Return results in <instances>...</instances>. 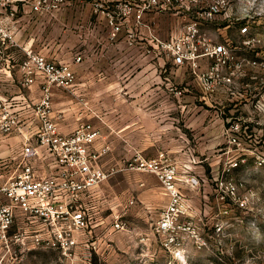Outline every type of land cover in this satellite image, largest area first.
Masks as SVG:
<instances>
[{
    "label": "rangeland",
    "instance_id": "374dc122",
    "mask_svg": "<svg viewBox=\"0 0 264 264\" xmlns=\"http://www.w3.org/2000/svg\"><path fill=\"white\" fill-rule=\"evenodd\" d=\"M248 5L253 8L249 22L238 20L236 13L216 24L231 25L230 33L247 23L248 35L256 40L247 51L254 61L264 58V15L256 14L264 0H248ZM234 8L242 5L235 3ZM131 9L119 14L122 28L116 35L108 17L116 20L115 12L105 17L107 27L97 12L95 19L101 22L94 33L84 26L70 28L69 8L43 16L37 48L58 63H71L76 76L75 90L63 88L61 96L56 92L52 104L54 110L77 116L78 124L88 122L102 132L111 146L109 167L120 163L119 168L137 153L175 165L178 184L190 200L187 215L178 223H191L196 233L182 231L176 237L157 233V221L167 205L160 183L152 173L123 170L100 184L106 203L98 224L103 223L79 237L70 254L29 245L13 254V264H264V84L263 98L251 96L255 90L248 87L243 89L249 96L242 98V88L216 82V151L198 155V142L183 135L198 130V110H191L192 119H186V111L179 107L187 75L182 67L189 64H176L169 48L182 24L159 12H145L138 22L137 8ZM220 32L216 30V42L222 38ZM166 64H171L172 73L164 72ZM166 85L172 88L171 110L160 90ZM212 144L205 142L206 147ZM187 164L188 173L183 171ZM188 178L197 184L188 183L193 187L186 190ZM146 198L151 205L144 203ZM118 215L126 223L122 230L112 228Z\"/></svg>",
    "mask_w": 264,
    "mask_h": 264
},
{
    "label": "built area",
    "instance_id": "2783aa9c",
    "mask_svg": "<svg viewBox=\"0 0 264 264\" xmlns=\"http://www.w3.org/2000/svg\"><path fill=\"white\" fill-rule=\"evenodd\" d=\"M235 3L242 8H234ZM67 4L68 0H0V55L9 44L17 45L13 38L15 24L11 21L17 8H29V13L38 17ZM117 8L116 20L108 15L113 35L122 28L118 17L125 14L124 8H137L134 18L138 22L145 12L187 17L189 21L183 23L179 33L172 35L169 48L175 63L189 64L194 73L201 57L215 58L208 72L199 76L208 91L215 88L216 82L233 84L235 70H242L243 63L235 62L231 45L214 43L201 25L232 19L236 13L240 15L238 20L249 22L253 8L248 0H119ZM256 9V14L262 17L264 8ZM240 33L245 37L243 45L252 48L256 40L248 35L247 23L240 28ZM24 52L23 85L28 87L41 80L43 95L36 109L39 124L31 136L12 154H0V264H13V254L25 251L29 245L70 254L77 247L79 237L103 223L98 224L106 203L99 190L100 184L123 170L135 169L158 178L168 202L157 221V233L172 237L182 231L195 234L191 223H178L180 216L187 215L190 204L178 184L177 167L137 153L119 168L117 165L105 168L101 160L111 152V146L98 128L91 123H81L71 133L63 134L50 114L52 88L68 89L75 84L72 64L58 63L33 49H24ZM75 60L79 62L81 57ZM249 63L264 68L263 56ZM240 74L245 75L243 71ZM10 108L6 100L0 99V144L21 125L20 115L10 112ZM185 182L197 184L190 178ZM122 217L116 216L112 224L114 230L125 228Z\"/></svg>",
    "mask_w": 264,
    "mask_h": 264
},
{
    "label": "crops",
    "instance_id": "0c3cea01",
    "mask_svg": "<svg viewBox=\"0 0 264 264\" xmlns=\"http://www.w3.org/2000/svg\"><path fill=\"white\" fill-rule=\"evenodd\" d=\"M119 0H68L67 6L65 8H69V13L71 14L69 19V27L77 28L79 26H84L85 29L94 30L100 25V22H97L95 16L100 14V20L104 19L105 26L107 27V14L109 12H119L118 7ZM29 8H17L16 14L11 20L12 23L15 24V29L13 33V38L17 42V45L9 44L8 47L4 50V52L0 55V99L6 100L11 108L10 112L16 113L20 115L21 125L18 131L12 134V136L7 139L4 143L0 144V154L1 155H10L14 151L18 150L23 142L27 140L31 136L32 131L39 124V117L36 113V109L38 104L41 101L43 92H42V81H36L28 87L23 85V73L21 71V64L26 58L24 49H33L35 51L42 52V49L37 48L38 41V28L43 27V16H33L30 13ZM98 12V14H96ZM78 15H82L83 20H78ZM99 16V15H98ZM174 21L183 23L189 21L187 17H174L171 18ZM99 23V24H98ZM219 26V27H218ZM101 27V26H100ZM231 25L229 24H216V22H205L201 25L202 31L210 35L213 39L214 43H223L228 42L235 54V62L243 63L242 70L236 69V76L234 78L233 84L240 88L248 87V89H254L255 92L251 95L253 97L263 98V70L252 69L251 64L249 63L252 59L250 57L249 51L251 47L243 45L244 36L240 33L239 29H235L229 33V28ZM216 30L221 31L222 35L216 42ZM230 36V37H229ZM107 39V38H106ZM149 42H153L149 40ZM46 55V54H45ZM216 62L215 58L210 57H201L198 60V68L193 72L190 65H186L184 70H186V76H184V87L181 88L182 98L180 108L185 110L187 115L186 119H192L193 116L189 117L191 110H198L196 121L199 124V128L196 133L188 132L184 133L185 140H196L197 143V154L201 156H205L206 152L216 151V85L212 91L206 90L202 82L199 78L201 74H205L210 69V66L214 65ZM167 65V64H166ZM183 70V69H182ZM172 73L171 64H168L164 72ZM243 71L245 75L240 74ZM225 73V71H224ZM195 82V83H194ZM216 82V81H215ZM170 85H166L163 89H160L161 92L165 94V102L166 107L170 110L173 108V93ZM63 88L58 89L55 87L52 88V96L58 92L63 93ZM72 91L75 88H71ZM156 92V91H155ZM154 92V93H155ZM239 95L242 98H246L249 96L247 91L242 90ZM59 96H61L59 94ZM247 101V100H244ZM134 101H132L133 103ZM248 102V101H247ZM214 112V115L210 116V112ZM51 116L54 118L58 129L63 134H69L79 125L77 122V116L74 114L66 113L62 108L54 110V106L52 104V112ZM88 123V122H85ZM206 140H210L213 144L208 145L206 147ZM212 148V149H211ZM190 149L187 150L186 153H189ZM200 153V154H199ZM112 152L106 155L102 160V165L108 166L109 157ZM108 158V162H104V160ZM120 163H117V165ZM111 167V166H110ZM186 169H183L186 173H188L190 166L187 164ZM105 168H109L105 167ZM199 169L200 167H195ZM202 171V170H201ZM157 178V177H156ZM158 180V178H157ZM159 182V180H158ZM160 183V182H159ZM183 187V186H182ZM185 189H191L193 186H189L188 183H184ZM194 189V188H193ZM198 189V186L196 187ZM185 197L187 196V191H182ZM162 193V192H161ZM164 199L166 204L168 202V198L166 194L163 192ZM188 200V204L190 200ZM144 203L147 206L152 203L148 198L144 199ZM166 206V205H165ZM164 206V207H165Z\"/></svg>",
    "mask_w": 264,
    "mask_h": 264
}]
</instances>
